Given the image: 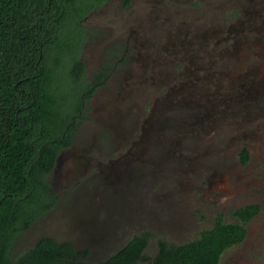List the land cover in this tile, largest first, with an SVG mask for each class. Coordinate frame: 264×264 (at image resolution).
Returning <instances> with one entry per match:
<instances>
[{
	"label": "rangeland",
	"instance_id": "rangeland-1",
	"mask_svg": "<svg viewBox=\"0 0 264 264\" xmlns=\"http://www.w3.org/2000/svg\"><path fill=\"white\" fill-rule=\"evenodd\" d=\"M90 1L98 2L85 0ZM184 1L161 3L155 8L152 6L147 19H144L146 15L140 8L139 0H134L129 6H124L123 0H112L86 22V29L91 32L92 37V40L85 42L82 56L85 65L90 66L86 73V82L95 77L97 68H101L105 60L104 63L109 68L107 74H113L98 85L96 96L85 106L84 120L75 133L73 153L75 170L77 166L80 167L78 172L70 177L69 185L58 193L59 199L55 207L41 215L32 228L17 238L14 244L15 255L31 248L39 238L51 236L60 242H72L77 249H88L89 253L85 260L97 263L125 246L134 235L149 231L151 237L145 250L147 258L137 264H153L152 258L159 251L160 239H165L171 244L193 240L199 237L202 230L214 226L220 212L225 215L223 217L225 222L238 220L232 215L234 206L228 208L208 202L203 193L192 186L193 182L206 186V175L212 172L224 175V180L229 186L230 184L239 186L236 180L244 184L252 179H263L264 134H259V128L264 123V92L260 94L257 91L264 89V86L259 88V85H254L262 81L264 84V23L262 24L260 20L255 26L257 32L256 30L253 32V35H258L257 43L252 45L246 54L247 57L241 56L237 60L232 57L211 56L204 51L199 54L201 55L199 63L206 67L201 70L199 76L207 77V83L198 82L199 86L203 85L206 97L199 101L202 105L201 110L207 102L208 94L211 101L238 93L236 89H232L226 74L238 68L241 61L244 62L243 72L248 71V63L256 64V72L248 76L249 83L246 87L249 86L251 92L249 94L251 104L255 103L257 107L249 109V115H245L247 119L240 115L223 117L218 114L214 117L212 114L209 121H204L205 125L207 122L206 131L201 133L200 126L194 128L193 124L199 117L196 119L194 113L189 114L186 111L177 112L175 118L183 125L176 126L178 129L166 127L163 136L174 137L176 142L179 140L181 145H188L190 148L181 146L173 153L171 150L168 151L169 147L160 149V146L156 145L157 141L145 145L139 153L128 155L122 162H115L109 178H106V174L98 172L96 162L87 168L78 162V160L84 162L88 154L96 155L100 148L112 152L113 157L124 152L125 147L123 151L116 150L124 136L134 129V125L142 117L133 116L141 113L138 105L152 106L154 99L163 100L167 93L166 86L154 87L152 77L156 78L161 73L165 78L176 73L175 63L180 62V58L189 57L193 52L187 48L188 42L192 39L184 37L183 33L181 37L183 45L178 47L177 52L176 48L172 49L169 45V50L161 52L162 57L158 58L155 50L157 44L164 45L169 38H173L176 28L184 31L188 27L192 30L201 24L210 29L218 23L227 24L233 19L231 14L236 6L247 3L246 0H188L187 3ZM142 22L144 27H140ZM127 28L135 29L139 33L132 31L119 37L118 30ZM73 32L76 33L75 30ZM114 34L118 36L114 41L117 44L124 45V40H128L126 44L129 46L130 56L135 57L141 50L143 56L149 52L148 66L138 68L139 64L134 57L127 61L126 65L120 63L116 65L123 48L116 52V56L109 55L107 61L106 50L103 49L109 46L106 43L108 36ZM77 38L78 36H75L73 42H76ZM77 44L74 43L71 52L64 55L62 71L66 72L69 69L68 61L70 56L77 54ZM191 46L201 48L198 42ZM193 60L197 63L195 58ZM115 65L117 67L114 70ZM213 67L216 71L211 75L210 70ZM139 80L143 81L137 83ZM251 83L256 88L251 89ZM59 85L65 112L75 111L80 101L82 83L74 77L64 76ZM238 88L241 91V88ZM126 93L130 95L126 96ZM106 103H109V109H105ZM253 112H261L262 116L254 119L256 113ZM238 123H242L241 129L236 128L239 133L233 130L239 126ZM186 129L184 134L182 131ZM247 130L257 131L254 139H250V134L246 138L243 137L242 134ZM196 137H199L198 140L193 139ZM246 143L252 145V155L247 164L243 165L241 151ZM192 147L194 148L191 149ZM239 191L243 189L240 187ZM238 196L240 193L234 198L229 197L227 202L233 203ZM262 223L263 225L256 221L255 225H251L249 240L240 246L228 248L219 264H264V219Z\"/></svg>",
	"mask_w": 264,
	"mask_h": 264
},
{
	"label": "trees",
	"instance_id": "trees-1",
	"mask_svg": "<svg viewBox=\"0 0 264 264\" xmlns=\"http://www.w3.org/2000/svg\"><path fill=\"white\" fill-rule=\"evenodd\" d=\"M104 1L0 0V264H137L147 258L149 231L97 263L85 260L88 249L51 236L14 254L17 238L55 203L47 176L61 149L71 143L70 123L80 107L65 112L59 83L64 76L74 77L82 83L80 96L90 94L79 58L86 36L82 22ZM74 43L77 54L64 72L63 57ZM249 156L244 149L242 162ZM257 212L258 206L245 205L234 211L240 218L235 222H225L220 214L213 227L185 243L160 239L153 264H219L228 248L246 238V223Z\"/></svg>",
	"mask_w": 264,
	"mask_h": 264
},
{
	"label": "flooded vegetation",
	"instance_id": "flooded-vegetation-1",
	"mask_svg": "<svg viewBox=\"0 0 264 264\" xmlns=\"http://www.w3.org/2000/svg\"><path fill=\"white\" fill-rule=\"evenodd\" d=\"M112 0H105L104 2L100 4H96V6L87 14L85 15L83 19V26L85 27V40L81 48L80 52V60L84 64V75L86 79V73L90 70V66L87 64L85 65L84 61L82 60V56L85 49V42H89L92 40L91 32L86 29V22L92 16L95 12L100 10L102 6H104L106 3H109ZM140 1V8H142L145 12L144 19H147L148 11L152 8H155L156 6L163 3V4H170V1H175L176 3L178 0H139ZM168 2V3H165ZM188 0H185L184 2L187 3ZM246 4L242 5L240 4L239 7L236 6V8L232 11L231 17L233 19L230 20L227 24H220L218 23L217 26L211 27L210 29L204 27V25L198 24L196 28L194 29H188L182 31L181 29L178 30L176 28L175 35L173 38H169L167 42L162 44H157L155 46V50L158 53V58H161L160 55L161 52H167L169 50V45L172 46V49H175L177 52V49L182 44V33L184 37H190L192 39L191 42H188L189 47L188 50H192L193 52L190 53L189 57H183L180 58V62H176L175 65L177 67L176 73H172L171 76L163 78L161 73L158 74V76L152 77L154 87L160 85V86H166L167 93L165 95V98L163 100H160V98L154 99L153 105H138V108L140 110V114H133V116L138 115L137 117H141L138 119L137 123L134 125V129L131 131H128V133L124 136L122 142L120 143V146L116 150L117 152L123 151V147H125V151L122 152L119 156L113 157L112 152H106L103 150V148H100L99 153L95 154H88L85 156V161L80 162L82 166L85 168L90 167L93 165V163L96 162V165L98 167V172L101 174H106V178H109L108 175L112 173V169L115 162H122L128 155H134L136 152H140V149L144 148L145 145H149L152 143H156L157 146H160V149H165L166 147H169L168 151L175 152V149L178 147H186L190 148L188 145L184 146L180 144V141L176 142V138L174 137H164L163 133H165L164 129L166 127H170L173 129H178L177 127H181L183 124L181 121L175 118V114L177 112H187L189 114H195L196 121H193V124H195L194 128L197 126H200V131L205 132L206 131V125L204 121H209L210 116L213 114L216 117L218 114L223 115V117L230 115L232 117L236 115H240L243 119H247L245 117L246 114L249 115L250 110L249 109H255L257 105L255 103L251 104V94L249 86L246 87L249 83L248 79L250 75H254V72H256V64L250 65L247 64L248 71L243 72L244 68L242 66L241 61L239 64V67L236 69H233L232 72L226 74V76L229 78L232 89H236L235 91L238 92L237 94H230L225 95V97L220 99H213L210 101L208 98L209 94L207 95V102L202 107L203 110H201V104L199 101L205 97L204 91H203V85L199 86L198 82H206L207 77L199 76L201 70L206 69V67L203 64H200L201 55H199L201 52L209 53V55L218 56L219 58L224 57H232L237 60L240 59L242 56L245 58L246 54L249 53L252 45H256V41L258 40V35H253L254 30H256L255 26L258 23V20L264 23V0H246ZM134 3V0H123L122 4L124 6H129ZM184 5V4H183ZM158 15H156L157 18ZM144 21V20H142ZM132 27L133 24H130ZM140 27L143 26V22L140 25ZM264 28V27H263ZM262 28V29H263ZM135 31V29H129L127 30H118L117 34L118 36H124V34H128L129 32ZM90 32V33H89ZM136 33H139V31H135ZM257 32V30H256ZM117 35H111L108 36L106 39V43L109 45L107 48H104L103 50H106V58L108 61V56L112 54V56H116V52L121 50L123 48V53L119 57L118 63L121 65H126L128 63L127 61L133 59L134 56H130V50L129 46H127L128 40H124L123 44H117V42H114ZM256 39V40H255ZM196 42H198L201 46V48H193L191 45H194ZM84 46V47H83ZM247 51V53H246ZM199 52V53H198ZM169 53V52H168ZM247 57V56H246ZM138 62V68L143 69V67L148 66V62L150 61L149 52L146 56H143L142 50L138 51L135 55V57ZM163 58H166L163 56ZM196 59L197 63H194ZM187 59V60H186ZM94 61H96V58H94ZM245 61V60H244ZM106 62V60L104 61ZM101 65L102 67H98L97 74L95 77L88 82L87 84H90L89 91L90 94H88L85 97L80 96V107L78 109V116H76L75 120L70 123V125H74V130L71 137V143L61 149L60 153L58 154L55 162V166L52 169L51 173L47 176V180L51 186L52 191L54 192L56 199L54 205L49 208L45 213L51 211L55 205L57 204V201L59 199L58 193H61L62 190H64L70 182V177L75 176L76 172H78L79 168L77 166V171L75 170L76 164L74 163V151L73 146L75 144L74 136L77 131V128L80 126L81 122L84 120L83 114L86 111L87 103L89 100L95 98V92L98 89V85L102 83L104 79H107L109 76H112L113 73H108L109 68L106 66V63ZM105 64V65H104ZM244 64V62H243ZM114 70L116 69V66ZM194 65V66H193ZM245 67V66H244ZM183 69V71H182ZM133 70V69H132ZM209 70V69H208ZM213 75L214 67L210 70ZM208 71V73L210 72ZM135 72V71H134ZM199 72V73H198ZM132 76H135L132 74ZM102 77V79L96 81L97 78ZM145 78H143L144 80ZM209 79V78H208ZM143 80H139L137 83H141ZM242 81L244 83H242ZM252 82H257L253 81ZM207 83V82H206ZM136 84V83H134ZM255 86L259 85V88L264 86L263 81L257 82L254 84ZM253 83H251V89L256 88L254 87ZM261 86V87H260ZM241 88V91L239 88ZM247 89V90H244ZM260 94L264 92V89H259ZM83 94V92H82ZM81 94V95H82ZM123 95V94H121ZM129 96L130 94L126 93V96ZM215 96V95H214ZM206 98V97H205ZM77 105V107L79 106ZM107 107L105 109H109L108 105L109 103H106ZM229 109V110H228ZM246 112L245 114L241 115V113ZM249 112V113H248ZM256 113L253 117L254 119H259L262 114L261 112H253ZM252 113V114H253ZM184 123V122H183ZM191 124V123H189ZM239 126L234 127L233 130L236 131L237 129L242 128V123H238ZM185 127V126H184ZM259 134H264V123L261 128H259ZM181 131V130H180ZM186 130L182 131L184 134H186ZM199 131V133H200ZM239 133V131H236ZM244 132V131H243ZM257 131H245L243 137H247L248 134H250V139H254ZM162 134V135H161ZM253 134V135H252ZM160 135V136H156ZM252 135V136H251ZM199 137L193 138L194 140H198ZM190 140V139H189ZM197 143V141H194ZM192 147L191 149H193ZM244 149H248L249 151V159L252 155V145L250 143H246V145L243 147L242 151ZM241 151V153H242ZM175 157V156H174ZM183 160L185 157H181ZM247 161V162H248ZM242 162L241 157V163L243 165L247 164ZM224 175L218 174L217 172H212L211 174L206 175V186L205 185H198L193 182L192 188H197L199 191L203 193V197H206L208 202H214L215 205L221 204L222 206H227L228 208L234 206V209L232 211V215L235 216L240 221V218L237 217L234 214V211L245 206V205H256L258 206V212L253 216L247 223L246 227L248 229L247 236L243 240L241 244H245L250 237L251 233V225H255V222L258 221V224L262 223L264 219V174L263 179H252L250 181L245 182L244 184H240L239 180H236L239 184V186L228 184L226 180H224ZM106 183V182H105ZM88 186L91 184V179L88 181ZM107 184H105L106 186ZM242 188L243 191H239V188ZM238 198H235L236 200L233 201V203H228V198H234L236 194L239 195ZM238 199V200H237ZM222 214L224 217L225 215L220 212L218 216ZM36 222V221H35ZM34 222V223H35ZM33 223V224H34ZM32 224V225H33ZM32 225L26 230L28 231L30 228H32ZM25 231V232H26ZM24 233V232H23ZM42 238V237H41ZM40 239V238H39ZM38 239V240H39ZM37 240V241H38ZM36 241V242H37ZM35 242V243H36ZM241 244H238L239 246Z\"/></svg>",
	"mask_w": 264,
	"mask_h": 264
}]
</instances>
